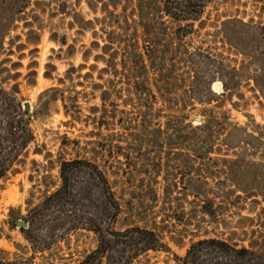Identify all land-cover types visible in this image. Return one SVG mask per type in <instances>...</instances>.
<instances>
[{
  "label": "rangeland",
  "instance_id": "374dc122",
  "mask_svg": "<svg viewBox=\"0 0 264 264\" xmlns=\"http://www.w3.org/2000/svg\"><path fill=\"white\" fill-rule=\"evenodd\" d=\"M32 2L39 4L0 41V88H16L22 106L29 103L34 135L25 163L1 182L5 257L76 264L96 247L92 233L78 231L34 254L8 223L26 216L28 199L39 202L43 184H59L62 159H89L106 173L121 207L116 229L168 225L163 236L170 251H148L131 264H177L175 256L193 241L233 231L242 239V230L256 229L243 218L257 219L261 196L259 204L254 198L234 207L228 202L244 196L235 186L264 192V92L253 79L263 50L264 0H208L198 21L181 24L161 18V4L151 0L143 12L152 15L149 35L137 26L138 36H119L113 45L118 74L102 75L106 64L95 56L102 54L105 32L113 30L96 22L105 16L102 4L93 11L86 0H69L63 13L52 0ZM119 2L115 13H122L120 23L131 33L137 0ZM223 82L230 85L224 96L213 88ZM206 199L214 208L222 205L217 223L202 219Z\"/></svg>",
  "mask_w": 264,
  "mask_h": 264
},
{
  "label": "trees",
  "instance_id": "16d2710c",
  "mask_svg": "<svg viewBox=\"0 0 264 264\" xmlns=\"http://www.w3.org/2000/svg\"><path fill=\"white\" fill-rule=\"evenodd\" d=\"M67 1L69 0H52L61 7L60 11L63 13H66ZM86 2L93 11H97V5L101 3V11L105 16L102 20L96 19V22L106 21L107 26L113 28L105 32L107 38L101 47L102 54L95 56L96 61L100 60L106 64V67L100 70V74H118L119 54L113 45L119 44V36H138L137 26L144 29V35H149L146 25L149 24L152 15L143 12L145 9H150L148 5L151 0H137L132 15H136L138 20L132 18L136 25L131 33L120 23L122 13H115L119 0H86ZM207 2L208 0H158L161 4L159 13L162 15L161 18L166 17L178 24L190 23L201 18ZM38 4V2L33 3L32 0H0V41L17 21L23 20L29 7ZM110 6L112 9H109ZM72 17L75 21L81 20L79 14H73ZM124 22L127 23V19ZM25 26L29 27L30 24L26 22ZM261 29L264 30V26H261ZM260 37L263 41V50L255 60L258 66L256 72L259 76H254L253 79L257 89L262 93L264 92V36ZM59 43L66 44L64 40ZM106 55L108 58H105ZM243 55L248 58V54L243 53ZM95 86L101 87L99 84ZM223 87L225 93L221 94L222 96L230 90L227 82H223ZM17 93L14 87L9 91L0 88V190L1 182L16 174L19 171L18 167L25 163L28 147L34 141L29 124L30 118L23 109L22 102L17 99ZM107 96L106 91L101 94L100 99L103 104ZM34 153L39 154L40 151L34 150ZM59 179L58 185L43 184L44 189L38 203H34L32 198L26 201V216L9 219L8 223L12 227H16L15 222L19 219L27 223L25 228L21 227L19 230L34 254L50 251L59 242H68L70 236L78 231L92 233L96 247L76 264H131L148 251H170L163 236L168 229L166 224L161 226V230L139 226H127L122 230L115 228L121 207L106 173L95 161L82 158L62 159L59 164ZM235 187L237 191L243 192L244 196L236 195L234 201L228 202L229 206L234 207L235 201L251 198H254L253 203L259 204L256 199L258 196L264 201V192L257 193L253 192V189ZM169 189L168 185L167 194ZM204 201L201 206L202 219L206 220L208 217L217 223L218 210L220 212L223 209L222 205L214 208L211 199ZM243 219L254 223L257 228L251 229L250 232L242 230L244 236L242 239L236 238L237 233L233 231L226 238L205 236L193 241L182 257L175 256L177 264H264V209L256 220L250 217ZM190 221L186 220L188 224ZM244 241L248 244H241ZM5 254L0 250V264H31V258L10 260Z\"/></svg>",
  "mask_w": 264,
  "mask_h": 264
},
{
  "label": "water",
  "instance_id": "95a60500",
  "mask_svg": "<svg viewBox=\"0 0 264 264\" xmlns=\"http://www.w3.org/2000/svg\"><path fill=\"white\" fill-rule=\"evenodd\" d=\"M213 88H214V90H216V91H218V92H220V93H224V92H225L224 89H223V87H222V85H221L220 83H215V84L213 85ZM23 109L28 113V116L31 115V113H30V106H29V103H27V102L24 103V104H23ZM197 120H198V118H197ZM15 224H16V226H17L18 228H21V227L25 228V227L27 226V223L24 222V221H22V220H17V221L15 222Z\"/></svg>",
  "mask_w": 264,
  "mask_h": 264
}]
</instances>
